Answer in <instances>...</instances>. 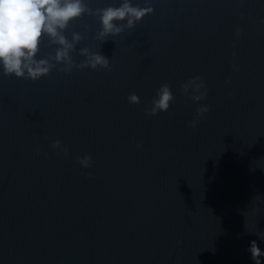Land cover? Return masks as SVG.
Masks as SVG:
<instances>
[{
    "label": "water",
    "instance_id": "1",
    "mask_svg": "<svg viewBox=\"0 0 264 264\" xmlns=\"http://www.w3.org/2000/svg\"><path fill=\"white\" fill-rule=\"evenodd\" d=\"M150 6L102 46L95 17L65 33L84 37L76 63L88 47L111 72L33 83L0 69V264H253L250 242L264 251V0ZM54 51L45 39L38 58ZM197 75L210 111L193 129L201 105L180 85ZM165 82L169 111L145 115ZM85 155L90 169L76 162Z\"/></svg>",
    "mask_w": 264,
    "mask_h": 264
},
{
    "label": "clouds",
    "instance_id": "2",
    "mask_svg": "<svg viewBox=\"0 0 264 264\" xmlns=\"http://www.w3.org/2000/svg\"><path fill=\"white\" fill-rule=\"evenodd\" d=\"M150 3L151 0H145L144 6L141 7L139 4L133 5L132 0H119L118 6L93 9L86 0H0V69L5 76L31 80L33 83L49 76L53 70L65 75L71 74L74 69H102L111 72L110 60L101 52L88 47L79 50V55L84 59L76 63L72 54L76 52V46L84 37L78 32H72L69 39L65 33L72 24L85 16L95 17L100 24L95 39L102 46L109 38L119 37L126 30H133L145 17L154 14ZM240 31L237 28V39L240 37ZM45 39L48 46L55 49L54 54L38 58ZM180 91L193 103L201 105L196 108V118L188 124L194 129L199 120L210 111L207 105L201 103L208 95L206 82L197 75L181 84ZM127 99L132 105L140 103L135 93L129 94ZM174 100L171 86L165 82L157 90L152 107L145 111V115L157 116L168 112ZM50 147L57 150V155L69 156V149L59 140L52 142ZM136 147L140 149L143 145L137 144ZM76 162L84 169L93 167L90 155L78 156ZM88 178L95 179L91 174ZM259 238L264 241V237ZM247 252L253 264H264V251H261L257 241L250 242Z\"/></svg>",
    "mask_w": 264,
    "mask_h": 264
}]
</instances>
